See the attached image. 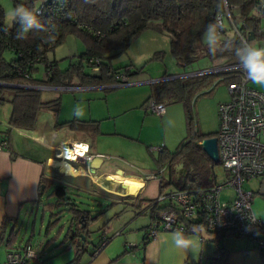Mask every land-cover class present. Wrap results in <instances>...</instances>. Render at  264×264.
Masks as SVG:
<instances>
[{
	"label": "trees",
	"instance_id": "obj_1",
	"mask_svg": "<svg viewBox=\"0 0 264 264\" xmlns=\"http://www.w3.org/2000/svg\"><path fill=\"white\" fill-rule=\"evenodd\" d=\"M36 1L38 0H30L32 7H27L34 13L33 4ZM260 1L227 0L226 3L229 7L236 8V12H233L232 15L233 24L243 35L246 36L248 32H253L254 39L264 40V34L259 31L260 20L250 16L251 10ZM67 2V12L72 16L70 19L58 21L55 18L50 22L49 18L38 15L42 30H33L28 34L26 40L14 38L17 25L14 23L11 28H6L0 9V83L43 88L112 86L116 83L114 75L120 71L113 68L110 59L125 53L130 45L146 31L165 33L170 40L172 57L179 66L185 69L200 60L220 63L239 62L232 51L234 45L239 41L234 37L229 27L225 28L217 38L223 42V48L217 45L218 51L215 56L209 55L203 42L204 30L210 22L214 21V17L222 12L224 0H67ZM55 14L59 15L60 13L56 12ZM71 34L81 37L88 44V48L78 56L76 61L69 62L65 69H61L56 60L48 58V53ZM5 53L13 54L14 58L7 60L4 57ZM111 54L114 55L110 56ZM159 58H161V54H155V59ZM89 60L94 62L88 63ZM41 66L43 67V77L39 79L35 77V74ZM94 66L98 67L97 72L92 71ZM125 70H127V77L134 75L133 71H129V67H125ZM24 75H27L28 78H25ZM204 78L205 76L187 77L169 80L164 84H155L153 87L151 86V96L147 102L153 99L156 103L161 104L162 99L168 98L172 102L181 103L184 107L188 130H190L192 118L188 100L190 96L193 97L207 87V84H211L210 79L205 80ZM233 80L235 79L229 78L222 81L227 85ZM3 88L5 87H0V93ZM12 90L11 99L0 98V105L8 103L11 106L7 122L9 127L32 131L36 126L37 114L41 107L50 106L54 110L58 107L59 99H56L53 104L43 102L41 90L23 88ZM86 124L74 121L63 123L70 130L83 131L89 128ZM95 128H93L94 132L97 130ZM213 137H216V133L194 134L193 138L196 143L190 148L189 153L202 150L198 143ZM191 141L183 144L177 154L162 153L157 160L159 166L164 162L177 161V156L180 157L179 162L186 158L188 153H183V150ZM213 165L217 164L206 157V165L200 166L194 172L192 179H187L190 174L186 172L184 179L179 182H174L172 171L169 169L168 182L161 181L159 184L160 193L165 186L170 185L181 191L209 190L217 182L212 170ZM43 186V192L47 191L48 186L46 184ZM50 196L56 198V204L66 202V205L72 206L67 202L66 188L63 186L54 187ZM151 203L152 201L148 206L150 210L152 209ZM73 207L67 209L71 220L62 243H66L68 247L74 246L75 256L66 264H81V259L88 252L84 239L91 232L87 229L94 220L99 216L102 217L105 211L98 213L93 218L89 211ZM162 208L166 209L168 206ZM192 226L199 230H205L202 217L197 221L185 223V233L189 232ZM62 230L63 227L60 231L62 232ZM4 233L5 231L2 232V235ZM17 235V232L11 230L7 241H14ZM81 236L84 237L83 240ZM106 240L109 242V239L104 238L97 249ZM213 242L217 244L215 255H219V258L211 257L207 261L209 264H224L228 255L224 248L220 247L221 243L215 242L214 238Z\"/></svg>",
	"mask_w": 264,
	"mask_h": 264
},
{
	"label": "rangeland",
	"instance_id": "obj_2",
	"mask_svg": "<svg viewBox=\"0 0 264 264\" xmlns=\"http://www.w3.org/2000/svg\"><path fill=\"white\" fill-rule=\"evenodd\" d=\"M40 4V0L34 2L33 9H38ZM17 5H23L25 8L32 7L30 0H0L3 24L6 28H11L14 24L12 19V9ZM224 24L227 26V22H224ZM87 45L88 44L83 41L81 37L71 34L68 35L61 44L55 46L54 49L48 53V58L50 60H56L59 63V67L65 69L69 62L76 61L78 56L86 51L88 48ZM157 53L161 54V58L155 59V54ZM112 55L114 54H111L110 56ZM4 57L7 60H11L14 58V55L11 53H5ZM110 62L113 68L118 69L119 71H123L125 70V67H129L131 71L136 73L133 76L128 77V85L138 83V80L154 82L152 85L149 84L139 87L141 98L137 100L138 105H141V101L150 95L149 88H151V86L153 87L155 84H164L165 82H168L161 81L163 78L171 76L178 77L176 79H184L187 77L180 76L185 75L187 72H196L214 66L212 63H207L206 60H200L187 69L179 66L171 55L170 40L168 36L165 33H155L152 31H146L141 34L130 45L125 53L112 57ZM35 77L39 79L43 77L42 66L35 74ZM204 79H210L211 84H207V87L203 90L200 89L201 91L193 97L190 96L188 100V106L192 118L190 130H188L183 105L181 103L172 102L168 98L162 99L161 104L165 107L166 114L160 117L148 110L144 111L146 115L143 114V116L139 115V109L136 111H128L127 109L123 110L121 108L123 105L120 106V104L122 103V100L126 98L125 96L129 91V88L133 87L115 88L106 94L105 91L98 89L75 90L74 88L78 86H70L68 87L70 89L67 90L43 89L41 90V96L43 102H50L51 104L55 103L56 99L61 97L63 110L58 118L59 122L71 120L76 109L78 115H82V113H88V111L86 112L88 107H99L103 108L105 115H107L106 109H108V107H117L114 112H112L113 114L110 119L101 122L100 131L104 133H112V135L115 133H129L131 136L134 135V137H137V139L140 137L142 138L137 143L127 140L122 141L119 139L122 147L114 144L112 140L108 139L107 144H103L101 149V152L104 154L103 164L96 171L135 175L155 173L154 175H158V178H160L163 183H167L169 169H171L174 182H179L184 179V174L186 172L190 174L187 179H192L194 172L198 170L200 166L206 165L207 156L202 150L189 153L190 148L196 143L193 135L196 133L199 135L204 134L206 133L205 131H212V133H214V131H216V113H214L216 104L221 100L220 98L223 95H227L229 99L226 84L222 81L220 76L208 75L205 76ZM219 82L222 83L218 84ZM213 87L215 89H213ZM12 95V89L3 88L0 93V98L11 99ZM106 99L108 100L109 105H106ZM227 101L228 100L225 102ZM75 105H77V107ZM67 108L71 111V116L68 115L66 117L63 113L66 112ZM48 109L51 110L50 108ZM9 111L10 106L8 104L4 103L0 105L1 124L3 121H6ZM43 116L45 115L41 114L39 119ZM98 117V119H103L101 117L105 116ZM124 128H127V130ZM84 135L89 139H93V134ZM108 138L118 137L110 136ZM190 140L192 141L183 150V153H188V156L180 162V157L177 156V161L174 160L171 163L164 162L159 166V163L157 162L159 157L158 152L151 153L150 151L152 148L157 149L165 147V151L169 154H177L181 146ZM145 141H149V144H143ZM78 144L82 143L79 142ZM79 161H81L80 157L77 158L76 162H73L78 164H75L74 166L72 163V168L76 171L73 175L83 172L80 169L83 165ZM212 168L217 181H224L225 172L221 165H213ZM51 170V177L54 180H59V177L65 175L55 168L51 167ZM96 177L97 176L93 177L92 180L106 185V188L112 192V199H129L132 197L125 196L123 194V188L120 185L115 184L111 179L103 181V178ZM113 177L122 178V176L119 175H113ZM160 180H157L158 184L161 183ZM70 181L65 180L67 184H63L66 185L68 191V194H66V198L68 199L67 202L72 204V206H68L66 210L69 207L74 208L73 206H75L78 210L89 211L93 218L96 217L98 213L106 211L104 216H99L98 219L90 224L89 229H87L91 233L89 236L86 235L87 238L84 239L85 247L88 251L84 258L88 259L92 254L93 247L102 241L103 234L108 237L105 239H109L112 242L117 238V236H112V234L115 233L122 224H127L126 220L129 217L131 218V215L134 217V213H137V210L122 205L121 203L113 204L109 201H107L105 206H100L99 203L105 201V195L102 191L96 188L91 179H87L85 183L83 179H74L73 181ZM260 182L261 180L248 182L244 185V188L253 192V202L251 205L252 211L258 219L264 222V195L259 194ZM154 188V183H150L146 193H143L142 197H145V195L153 197L156 194ZM174 190L175 187L173 185L165 186L162 193H160V190L158 191L156 198L159 196L166 197ZM232 196L233 195L230 191L226 193L223 192L221 199L224 201L232 198ZM151 200L152 198L141 201L140 210L143 211V215H136L137 217L132 226H142L148 222L151 212L148 206ZM44 207L47 209V205H44ZM46 209L41 206L35 214L34 220L32 219L28 224H25V226L23 225V228L20 229L18 234L19 240H25L24 233L29 234V232H33V235L31 236L33 246L36 247V249L42 248L44 251V256H41V259H39L42 264H66L73 260L75 256L74 246L71 245L68 247L66 243H62L71 217H69L68 211H66L67 214H65L67 216L64 215V212H57L53 216H50ZM107 221L108 224H106ZM61 227H63L62 232L60 231ZM25 228H27V230ZM200 233L204 237H208V240H213V235L206 232L204 229H201ZM81 238L83 240L84 237L81 236ZM207 243L213 246L217 245L215 243ZM96 247H99V245ZM7 252L8 249L5 248L3 244H0V264L5 262Z\"/></svg>",
	"mask_w": 264,
	"mask_h": 264
},
{
	"label": "crops",
	"instance_id": "obj_3",
	"mask_svg": "<svg viewBox=\"0 0 264 264\" xmlns=\"http://www.w3.org/2000/svg\"><path fill=\"white\" fill-rule=\"evenodd\" d=\"M261 2H264V0H261ZM259 20V31L264 34V19ZM251 43L255 44L256 46L264 47V40H261L259 38L253 39ZM207 63H212L213 65L220 64V62L218 61H207ZM137 82L138 83L123 86L133 88H129V91L125 96L126 98L122 100L120 106L123 105L121 106V108L123 110L127 109L128 111H136L137 109H139V115L143 116V114L146 115L144 111H147L146 103H148L147 101L151 96L152 88H149L150 95H148L146 99L141 101V105H138L137 100L141 98L139 87L149 84L152 85V83L154 82H149L146 80H138ZM220 83L222 82H219L218 84ZM248 86L261 93H264V87L255 85L251 82L248 83ZM115 88L116 87L112 86H88L75 87L74 89H98L105 91V93L107 94V92ZM43 89L58 90L56 88L46 87L39 90ZM57 99H59V104L56 110L52 109V107L50 106L41 107L37 114L36 126L32 131L19 130L13 127H9L7 122L11 113V106L10 104L6 103L10 106V111L8 112L9 115L6 121H3L2 124L0 122V144L4 141H6L8 144V147L6 149L0 150V244H3L5 248L8 249V251L13 248H20L28 243L33 245V243L31 242V236L33 235V232H29V234L24 233V241L19 240V235H17L14 241L9 242L7 241V236L9 235L11 230L12 232H17V234H19V231L21 228H23V225L25 226V224H28L32 219L34 220L35 214L41 206L46 209L44 205H47L46 210L49 212L50 216H53L57 212H64V215L67 214L66 208L69 205H66V202L56 204V198L50 196L53 188L56 186H63L66 188V194H68L66 185H63L67 184L65 180L73 181L74 179H83L85 183L87 179H91L96 188L102 191L105 195V201L99 203L100 206H105L107 201L113 204L121 203L122 205L137 210V213H134V217H132L131 215V218L129 217L126 220L127 224H122L120 228L112 234V236H117L116 239H114L112 242L111 240H109V242L100 249L98 254L94 256V253L97 250L96 246L100 244L99 242L96 246L93 247L92 254L88 259L84 257V259H81V264H200L207 262V260L215 256L217 250L216 245L213 246L207 243H214L213 240H208L209 238L204 237L200 233V230L194 226H192V228H190V231L185 234L192 237L193 241L198 244V247L195 251L188 252L178 250L171 244L170 238L167 235H164L165 233L170 232L160 231L157 234L156 238L146 239L145 232L147 227L151 223V215H149L148 222L145 225L132 226L137 217L136 215H143V211L140 210L141 201L147 200L149 198H152L151 201H153L157 197L159 191L158 181L156 179H148L149 176H152L155 173L135 175L92 171L88 167L89 161L87 158L100 157L103 159L104 154L101 152V149L103 144H107L108 139L112 140L114 144L120 145L122 147L121 141L119 139H121L122 141L127 140L137 143L142 138L140 137L139 139H137V137H134V135L131 136L129 133H115L112 135V133H104L100 131L101 122L110 119L113 114L112 112H114L117 107H108V109H106L107 115H105L104 109L99 107H88V110H86V112L88 111V113H82V115H78L76 109L75 113L71 117V120L59 122L58 118L62 114L61 111L63 110V106L61 97ZM220 99L221 100L218 101V103L216 104V108L214 109V113H216V131L218 125L217 106L220 103L228 100V96L223 95ZM106 105H109L107 99ZM75 106L77 107V105ZM48 108H50L51 110H49ZM41 114L45 116L39 119ZM63 115H65L66 117L68 115L71 116V111L67 108L66 112H64ZM98 116L105 117H101L103 119H98ZM73 121L87 123V128H89L84 131L70 130L66 125H63V123ZM95 125L97 127V130L94 132L93 128H95ZM124 129L127 130V128ZM216 131H214V133H216ZM205 132L206 133L204 134L212 133V131ZM84 134H93V139H89ZM110 136H116L118 138H108ZM79 142L86 145L88 151L87 157H81V164L83 166L80 169L83 172L77 175H62L61 177H59V180H54L51 177L52 170L48 164V160L54 157L55 148L60 144L70 145L77 144ZM143 144H149V141H145V143ZM157 149L152 148L150 149V151L151 153L158 152L159 160L160 155L167 151H165V147H162L160 151H157ZM113 175H119L122 176V178H115L113 177ZM95 176L101 179L103 178V181L111 179L115 184L120 186L121 183L127 184L129 186V191L126 192L124 190L123 194L125 196L132 197L129 199H112V192L106 188V185L92 180ZM150 183H154V191L156 190V194L153 196L154 198L146 195L145 197H142V194L146 193L148 185ZM43 184H46L48 186V189L45 192H43ZM65 197H67V195ZM105 213L106 211L104 212V214ZM69 217H71L70 214ZM25 229L27 230V228ZM3 231H5L4 235H2ZM104 238L108 237L103 234V238L101 240H103ZM129 245L132 248H130ZM220 247L224 248L225 252L228 255L227 260L224 264H261L259 252L251 245L249 240L246 238L226 236L221 242ZM36 251L39 256L38 260L32 261L31 264H42L39 259H41V256H44V251L42 248H37ZM245 252H247V254H245Z\"/></svg>",
	"mask_w": 264,
	"mask_h": 264
},
{
	"label": "built area",
	"instance_id": "obj_4",
	"mask_svg": "<svg viewBox=\"0 0 264 264\" xmlns=\"http://www.w3.org/2000/svg\"><path fill=\"white\" fill-rule=\"evenodd\" d=\"M40 2V7L35 10V13L49 18L50 22L55 18L59 21L72 17L67 12V0H40ZM56 12L60 14L56 15ZM233 12H236V8L229 7L223 2V10L214 17V20L219 19L222 22V33L225 28L229 27L238 41L242 38L247 40V35H243L234 26ZM250 16L264 19V2L260 1L251 10ZM224 22H227V26ZM93 62V60L88 61V63ZM92 71L97 72L98 67L94 66ZM126 72L127 70H123L114 75L116 83L112 87L119 88L128 85ZM208 75H218L222 80L235 79L226 85L228 101L217 106L218 125L215 138L219 164L225 172V179L222 182L217 181L209 190L189 192L175 189L168 196H159L153 200L150 212L151 223L146 230V238L154 239L160 231L182 230L185 233V223L197 221L202 217L205 231L213 235L215 242L221 243L226 236L246 238L259 252L261 264H264V222L258 219L252 211L253 192L244 188L248 182L264 180V93L248 86L250 81H245L239 62L220 63L212 68L187 72L180 77ZM24 76L28 78L27 75ZM176 78L178 77L169 76L161 81ZM24 87L36 90L43 88ZM147 110L157 116L165 113V107L153 99L147 103ZM7 147L6 141L0 144V150ZM160 150L161 148L157 149V151ZM83 156H87V150L84 151ZM87 159L90 162L91 158ZM148 179L160 180L158 175L149 176ZM228 191L233 195L232 198L222 201V193ZM160 205L168 206V208L163 209ZM107 243V240L104 241L95 251L94 256ZM38 257L35 247L28 243L20 248L9 250L3 264H31L32 261H37ZM218 258L219 255L213 256V259ZM201 264H209V262Z\"/></svg>",
	"mask_w": 264,
	"mask_h": 264
},
{
	"label": "clouds",
	"instance_id": "obj_5",
	"mask_svg": "<svg viewBox=\"0 0 264 264\" xmlns=\"http://www.w3.org/2000/svg\"><path fill=\"white\" fill-rule=\"evenodd\" d=\"M224 2L226 4L227 0H224ZM12 19L17 25L14 37L16 40H26L28 34L33 30H42L38 14L23 5H17L12 9ZM222 30L223 24L219 19L210 22L204 30L203 41L211 56L216 55L217 45L223 48V42L217 39ZM232 51L239 61L245 81L264 87V47L256 46L242 38L234 45ZM164 235L170 238L171 244L178 250L184 252L195 251L198 247L192 237L186 235L182 230L172 231Z\"/></svg>",
	"mask_w": 264,
	"mask_h": 264
},
{
	"label": "bare ground",
	"instance_id": "obj_6",
	"mask_svg": "<svg viewBox=\"0 0 264 264\" xmlns=\"http://www.w3.org/2000/svg\"><path fill=\"white\" fill-rule=\"evenodd\" d=\"M85 150H87V146L84 144H60L55 148V155L48 160V164L62 174L73 175L76 171L72 168V163L76 162L77 158L82 157ZM121 187L126 192L129 191L127 184L121 183Z\"/></svg>",
	"mask_w": 264,
	"mask_h": 264
},
{
	"label": "water",
	"instance_id": "obj_7",
	"mask_svg": "<svg viewBox=\"0 0 264 264\" xmlns=\"http://www.w3.org/2000/svg\"><path fill=\"white\" fill-rule=\"evenodd\" d=\"M254 36L253 32L247 33V40L249 42L253 41ZM0 87L10 88V89H17V88H23L26 89L24 86L19 85H12V84H3L0 83ZM41 88H38L39 90ZM198 145L201 147L202 151L205 153V155L215 164H219V156H218V148H217V140L215 137L213 138H207L202 140ZM103 163V159L100 157H94L91 158L89 162V169L92 171H96L101 167V164ZM259 194L264 195V180L261 181Z\"/></svg>",
	"mask_w": 264,
	"mask_h": 264
},
{
	"label": "flooded vegetation",
	"instance_id": "obj_8",
	"mask_svg": "<svg viewBox=\"0 0 264 264\" xmlns=\"http://www.w3.org/2000/svg\"><path fill=\"white\" fill-rule=\"evenodd\" d=\"M80 163H81V161H79ZM74 164V166H75V164H78V163H73Z\"/></svg>",
	"mask_w": 264,
	"mask_h": 264
}]
</instances>
